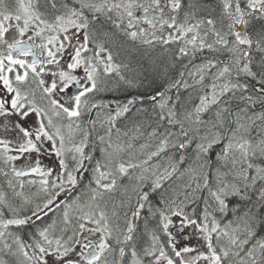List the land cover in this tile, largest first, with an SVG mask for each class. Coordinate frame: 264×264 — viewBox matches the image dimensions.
Wrapping results in <instances>:
<instances>
[{
    "label": "snow or ice",
    "instance_id": "obj_1",
    "mask_svg": "<svg viewBox=\"0 0 264 264\" xmlns=\"http://www.w3.org/2000/svg\"><path fill=\"white\" fill-rule=\"evenodd\" d=\"M0 264H264V0H0Z\"/></svg>",
    "mask_w": 264,
    "mask_h": 264
}]
</instances>
